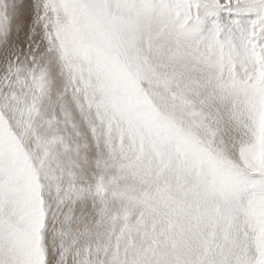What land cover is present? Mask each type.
<instances>
[{
	"label": "snow or ice",
	"instance_id": "6c2138e0",
	"mask_svg": "<svg viewBox=\"0 0 264 264\" xmlns=\"http://www.w3.org/2000/svg\"><path fill=\"white\" fill-rule=\"evenodd\" d=\"M0 264H264V0H0Z\"/></svg>",
	"mask_w": 264,
	"mask_h": 264
}]
</instances>
